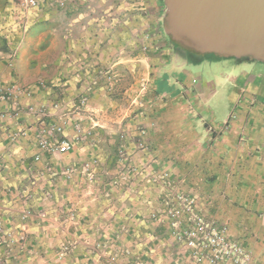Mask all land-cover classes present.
Segmentation results:
<instances>
[{"label":"crops","instance_id":"1","mask_svg":"<svg viewBox=\"0 0 264 264\" xmlns=\"http://www.w3.org/2000/svg\"><path fill=\"white\" fill-rule=\"evenodd\" d=\"M19 2L0 0V264H209L176 237L179 193L264 264V69L172 47L162 0Z\"/></svg>","mask_w":264,"mask_h":264},{"label":"water","instance_id":"2","mask_svg":"<svg viewBox=\"0 0 264 264\" xmlns=\"http://www.w3.org/2000/svg\"><path fill=\"white\" fill-rule=\"evenodd\" d=\"M162 31L180 50L264 64V0H163Z\"/></svg>","mask_w":264,"mask_h":264},{"label":"built area","instance_id":"3","mask_svg":"<svg viewBox=\"0 0 264 264\" xmlns=\"http://www.w3.org/2000/svg\"><path fill=\"white\" fill-rule=\"evenodd\" d=\"M49 1L56 2L57 0ZM19 6L23 11H28L38 6V0H20ZM91 85L92 83H88L87 89H90ZM16 91V85H9L6 89L7 98L14 99ZM139 100H143L142 97ZM56 105V102L53 103V106ZM17 109V107H14L13 110L17 111ZM50 130L52 132L60 130V127H51ZM40 144L51 152L63 153L69 149L66 141L50 143L48 139L44 138ZM34 158L38 160L39 156L35 155ZM176 199L179 203L170 207L167 214L173 219V227L176 229L175 234L178 241L182 242L185 248L188 249L189 257L194 262L207 260L209 264H220L223 259L228 257L230 259L231 257L233 264H247V258L243 255V250L228 239L225 227L217 223L207 222L202 215L194 213L192 199L188 200L181 193L176 195ZM182 212L191 215L186 227L179 226L181 222L178 219Z\"/></svg>","mask_w":264,"mask_h":264},{"label":"rangeland","instance_id":"4","mask_svg":"<svg viewBox=\"0 0 264 264\" xmlns=\"http://www.w3.org/2000/svg\"><path fill=\"white\" fill-rule=\"evenodd\" d=\"M164 11H165V7H164ZM164 36H165V34H164ZM166 39L169 41V43H170V45H172V47H174L175 49H178V47L174 43H172L167 37H166ZM205 58H208L209 61L212 60V61H218L219 63H222L221 64L222 66H220L221 68L222 67H231L232 64H234L236 66L235 70H238L239 68H242L244 66L245 67L251 66V65H249L251 63L250 60H245V59L244 60H240V59H237V58H221V57H217V56H214V55H207ZM206 60L207 59H205V61ZM257 63H258L259 67H262L264 69V64H262L260 62H257ZM200 69H202L201 70L202 72H206V70L208 69V63L205 64V65H200ZM214 101H215V99L211 101L212 107L215 108V113H214L215 118H214V120H211L208 115H206L204 118H205L206 121H211L212 123H218L221 120L220 119V112L216 108V105H215ZM240 133H241V135L243 137L246 135L245 131H242Z\"/></svg>","mask_w":264,"mask_h":264},{"label":"trees","instance_id":"5","mask_svg":"<svg viewBox=\"0 0 264 264\" xmlns=\"http://www.w3.org/2000/svg\"><path fill=\"white\" fill-rule=\"evenodd\" d=\"M162 2H163V0H162ZM171 41V40H170ZM172 42V41H171ZM173 43V42H172ZM194 55H197V53H194V52H192ZM199 55V54H198ZM199 56H201V55H199ZM205 57L207 56V55H204ZM202 57V56H201Z\"/></svg>","mask_w":264,"mask_h":264},{"label":"flooded vegetation","instance_id":"6","mask_svg":"<svg viewBox=\"0 0 264 264\" xmlns=\"http://www.w3.org/2000/svg\"><path fill=\"white\" fill-rule=\"evenodd\" d=\"M191 55H192V52H189ZM197 57H201V56H199V55H196Z\"/></svg>","mask_w":264,"mask_h":264}]
</instances>
